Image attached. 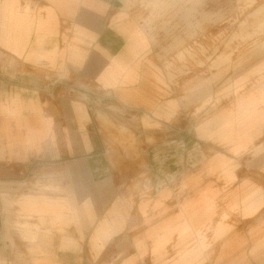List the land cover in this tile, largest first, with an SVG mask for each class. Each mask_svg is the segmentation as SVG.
I'll use <instances>...</instances> for the list:
<instances>
[{
	"label": "crops",
	"instance_id": "obj_1",
	"mask_svg": "<svg viewBox=\"0 0 264 264\" xmlns=\"http://www.w3.org/2000/svg\"><path fill=\"white\" fill-rule=\"evenodd\" d=\"M132 1L0 0V264H264L263 67L189 111Z\"/></svg>",
	"mask_w": 264,
	"mask_h": 264
},
{
	"label": "rangeland",
	"instance_id": "obj_2",
	"mask_svg": "<svg viewBox=\"0 0 264 264\" xmlns=\"http://www.w3.org/2000/svg\"><path fill=\"white\" fill-rule=\"evenodd\" d=\"M130 4L134 16L151 32L167 68L185 75L183 95L189 111L196 114L212 94L219 96V106L226 104L236 95L228 91L234 79L245 77V86H252L260 72L264 76V0H133Z\"/></svg>",
	"mask_w": 264,
	"mask_h": 264
}]
</instances>
